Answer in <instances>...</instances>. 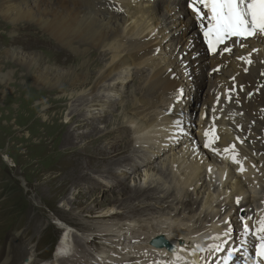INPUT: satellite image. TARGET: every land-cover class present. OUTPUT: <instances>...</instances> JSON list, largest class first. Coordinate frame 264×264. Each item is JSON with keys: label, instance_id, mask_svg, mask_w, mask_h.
Here are the masks:
<instances>
[{"label": "bare ground", "instance_id": "6f19581e", "mask_svg": "<svg viewBox=\"0 0 264 264\" xmlns=\"http://www.w3.org/2000/svg\"><path fill=\"white\" fill-rule=\"evenodd\" d=\"M137 1L0 0V22L3 23L4 28L11 29L16 34L19 31L18 25L21 27L31 25L44 34L45 38H42L50 40L68 53L75 54L77 59L76 67L60 69L43 61L37 52L29 53L18 46L13 47L0 38V95L5 94L8 97L14 95L13 99H16L19 104L18 112L28 116L31 109L26 97L39 92L24 86L18 87V80L15 78L18 73L15 69L21 67L25 72H19V77H24L22 81L19 80L20 85L24 83L36 85L44 89V92H40L41 94L59 90L64 93L63 95L68 96L71 102H74L76 106L68 112L65 123L68 121L70 123L74 119L76 123H83L84 120H81L83 113L78 114L82 108L103 112L104 116L92 119L93 123H88L86 120L84 123L93 125L88 136L89 140L93 137H96L97 141L103 137L107 140L103 142L105 146L98 150L101 161L97 163L94 161L97 164L93 169L95 172L105 171L111 174L112 168L118 164V161L116 163L113 159L120 151L122 154L120 160L118 159L120 162L130 160L132 157L130 154L140 146H146L147 155L153 156L152 151L148 152L151 149L155 150V159L161 154L172 151L167 158L165 157L166 160L160 163L161 166L166 164L165 170L153 169L155 177L162 178L164 182L169 180V186L171 180L170 192L163 190L162 184L152 187L151 183L146 188L124 187L122 192H118L121 199L115 200L110 196H107L109 199L105 198L111 207L100 212V216L97 217L103 221H110L116 215L114 213L116 208L124 210L120 216L125 228L120 229L119 232L125 229L131 232L135 230L132 240L136 243L144 241L143 244H138V248L133 247L136 251H146L141 249L143 247L151 249L149 245L151 239L158 242L160 238H163L172 244H178L182 239L184 243L190 241L194 246L192 249L189 248L190 252L179 248V259L181 258L182 262L195 253V248L199 246L197 241L202 240L199 238L200 234L220 230L225 220L234 221L235 218L231 213L234 209L233 203L237 201L235 197H242L244 204L242 207L247 209L263 207L261 200L264 196V154L259 158V162L263 163L261 178L255 175L251 179L252 173H248L244 175L242 181L241 177L234 174V168L215 165L202 152L196 142V133L200 129L199 125L202 124L198 118L203 114L205 106L209 107L213 100L212 92L230 90L234 84L253 85L261 79L260 74L264 72V39L234 41L231 44L232 55L225 56L223 59H207L194 29L193 16L186 10L183 0H153V2L149 0L146 3ZM114 5L122 7L123 14L116 12ZM102 6L104 10L99 9ZM14 33L8 34L9 40L16 37ZM93 51L95 55H91ZM238 57L251 60V63H245ZM137 69H146L148 74L143 81L140 97H131L128 100L131 103L130 107L122 99L95 100L101 89L108 91L110 84L122 82L131 70L137 71ZM12 83H15L14 90L9 86ZM205 84H207V90L203 95L198 115L195 116L197 119L194 125L195 118L191 116L186 102L190 99L194 87ZM108 92L115 94V91ZM260 92L259 98H252L246 104L244 103L241 109H237L244 112L242 117L230 119V121L245 124L249 120H254L256 128L259 129L258 134L264 126V117L262 121L258 120L259 109L264 107V84ZM24 96L26 97L23 98ZM240 97L243 96L235 98L239 100ZM8 105L10 104L1 109L6 113L0 115V121L5 120L3 125L0 123L2 126L0 131L3 139L12 141L19 137L17 133L21 132L23 127L17 118L12 121L13 114ZM116 105L119 106V111L115 114ZM229 112L228 110V115ZM230 121L223 124L228 126ZM99 123L105 124L106 127L103 130L98 129L96 125ZM175 124L187 126V134L177 144L175 148L177 151L171 147L158 148L159 143L165 142L168 128ZM56 126L55 120L46 118L45 135L53 134ZM72 130L69 124L65 129L67 138L70 134L72 135ZM126 134L130 137L125 138ZM83 135L85 136L84 133ZM227 137L231 140L230 136ZM27 138L30 137L27 135ZM67 138L65 137L64 142L68 140ZM126 147L128 149L123 152L122 150ZM248 148L250 155L252 150L264 152V145H260V141H253ZM1 158L7 165L12 163L5 154ZM103 167L107 170H103ZM74 170L76 171L74 183L78 184L88 178L89 174L81 171L79 167ZM139 170L138 168L137 171ZM145 175L148 178L147 173ZM121 177L124 182L129 175L124 174ZM214 181H218L219 185L213 184ZM91 185L95 187L96 183ZM100 187L103 194L106 186ZM140 199L143 201L135 204ZM155 200H158V203ZM150 201L161 206L167 203V207H170L173 212L172 226L174 228L171 225L167 228L139 226L140 223L135 221L130 211L140 213L141 209L143 212L154 207V205H145ZM141 205L143 206L140 208ZM222 208L225 209L222 210ZM125 209L130 210L125 211ZM172 218L166 220H172ZM178 218L181 219L178 220ZM185 222L191 225L183 228L186 225ZM117 225L114 224L111 228ZM137 230H141L140 235L144 238L136 237ZM102 236H104L103 231ZM15 237L9 240L13 245L1 255L0 264H28L26 259L30 252L26 245L15 244L26 242V237L21 235L18 238ZM117 237H121V233ZM157 252L160 254H156L155 258L144 253V261L148 264H159V261H162L160 255L164 252ZM174 261L166 264H174ZM176 263L181 264L179 260H176ZM161 264L165 263L161 262Z\"/></svg>", "mask_w": 264, "mask_h": 264}, {"label": "rangeland", "instance_id": "374dc122", "mask_svg": "<svg viewBox=\"0 0 264 264\" xmlns=\"http://www.w3.org/2000/svg\"><path fill=\"white\" fill-rule=\"evenodd\" d=\"M18 27L19 29L17 30L19 31H17L15 34L14 31H11V29L9 30L4 28L3 23L0 22V38L5 42L7 41V43L13 47L18 46L24 51H29V53L37 52L40 54L43 61L59 67L60 69L76 67L77 59H75V54L68 53L59 46L54 45L50 40L44 39V34L31 25H26L24 27L18 25ZM10 32H13L16 35V37H13L12 40L8 39V34ZM91 55H95V51L91 52ZM15 70L18 73V75L15 77L18 80V87L24 86L26 88H31L35 91H38L39 93L31 94L28 97H23H26L27 101L30 102L31 110L29 111L28 116L24 115L23 112H18L19 104L16 99H13L14 95H9V97L5 94L0 95V115H4L6 113L1 109L5 105L10 104L8 105V108L10 109V112L12 110V121L14 118H17L19 124H22L23 127L21 132L17 133V136L19 137L12 141L3 139L2 133L0 131V259L2 258L1 255L5 254L7 250L13 245L11 242H9V240L13 239L14 236L17 235H19L18 237L21 235L27 238L28 245L31 247V254L38 255L42 257V259H48L50 254L43 251L49 249V240L52 234L59 232L58 229H60V227L56 225V223L58 224V221L56 220H60L62 223L65 221L70 223L73 222V226H76V217L83 221V225H85V221H92V223L87 226H90L91 228L94 227L98 230L95 232V234H87L85 236V241L92 242L96 240V237L102 236V231L110 228V226L101 225L102 222H98L101 221V219L97 217L100 216V212H104L111 207V205L108 204L109 201L105 198L110 196V198L115 200L121 199V196H119L120 194H118V192H122L124 187H128L129 189H133L135 186L146 188L152 183V187H154L156 184H162L163 190L169 192L171 191V180L169 186V180L164 182L162 178L157 176L155 177V172L153 173V169L155 168L156 170L157 168H163V170H165L166 164L161 166L160 163L165 161L172 151L161 154L149 164L146 160L141 159L144 164L141 168H139V171H135V166L131 163L132 158H138V155L136 154L139 153L137 152L139 147H136V150L130 154L132 157L128 161H119V158H121L120 156L122 155L120 151L117 153L118 156L116 155L113 159L116 160V163L118 161V167L116 165L114 168H112L110 171L111 174L106 173L105 171L95 172L93 170L94 166L96 167V163L101 161V156L99 157L98 150L105 146L104 143L107 140H105V137H103L100 141H97L96 137H93L89 140L88 136L90 135L93 125H85L84 123L85 120L86 122L91 123L92 119L98 118L99 116H104V113H99L100 110L92 109L88 111L82 108L78 114L81 112L83 113L84 116H82L81 119L84 120L83 123H76V119L71 120L72 122L70 123L69 121L68 123H65L68 112L72 111L76 106L74 102H71L69 97L63 95L64 93L59 90H54L49 94H41L40 92H44L43 88L40 89V87L31 85L29 83L20 85L19 80L22 81L24 77H19V75L21 72L24 73L25 70L21 67H17ZM147 74L148 71L146 69H137V71L131 70L128 74V77H126V79H124L122 82L118 81L110 84L108 89L115 91V94H109V90L106 91L101 89L98 92L95 100L98 101L99 99H111L113 101H118L122 99L127 103L128 107H130L131 103L128 102V100H130L131 97H140L143 81L145 80ZM108 84L109 83H107V85ZM14 85L15 83L9 85L11 88L13 87L12 90L16 89L14 88ZM198 89L203 90L200 97L198 95ZM206 90L207 84L194 87L191 91L190 99L186 102L189 112L194 118L198 115V110L202 104L203 95ZM52 102L53 104H51ZM38 104L39 106H36ZM114 108V113H118L119 106L116 105ZM74 114L76 115V113ZM46 118H50L52 121L55 120L57 125L53 131V134L48 136L45 135L44 131ZM108 118L110 117L108 116ZM196 119L197 117L194 119V121ZM0 123L3 125L5 120L2 119ZM34 123L36 124L32 127ZM69 124H71L73 130L72 135L70 134L67 138L65 129ZM1 127L2 126H0V129ZM96 127L103 130L106 126L103 123H99L96 125ZM191 129L193 130V127ZM27 135L30 137L29 139L27 138ZM65 137L68 140L64 142ZM77 137L80 138L77 139ZM124 137L129 138L130 135L126 134ZM127 149L128 147L122 151L124 152ZM102 151L107 152L106 150ZM154 151L155 150H152L153 156L156 155L154 154ZM174 151H177V149ZM4 154L8 156L9 160L12 162L10 165H7V163L3 162L1 156ZM89 156L90 158H88ZM78 167L81 169V171H84L89 175L85 181H80L78 184H76L74 183L76 182V180H74L76 175V171L74 169ZM103 170L107 169L103 167ZM146 173L148 178L145 175ZM124 174H128L129 178L123 182L121 175ZM118 182H121V184H117ZM62 183H65V185L61 186ZM93 183H96V188L93 187L94 185H91ZM213 184L216 186L219 185L218 181H214ZM103 185L104 187L106 186V188H104L105 190L102 194L100 186ZM171 200H173V198ZM142 201L143 199L137 200L135 204H138ZM155 202L158 203V200H155ZM145 205H154V207H151L150 209H147L143 212L141 211L143 209H141L140 213L130 211L131 216L135 218V221L140 223L139 226L145 227L147 225L152 228H167L168 225H171V227L174 228V226H172V222L174 221V218H172L173 212L170 207H167V203L161 206L159 204H154V201H150ZM142 206L143 205H141L140 208ZM128 210L130 209H125V211ZM122 212H124V210L117 208L114 211L116 214H121ZM93 215L96 216L93 217ZM181 216H184V214H181ZM171 218L172 220H166ZM180 219L181 218H178V220ZM185 223L186 225L183 228L189 227L191 225L189 222ZM114 224L120 225V227L118 225L116 226L118 228L117 230L119 231L120 229L125 228V225L121 220L115 222ZM125 230L121 232L118 231L117 235L119 236V234H122V232ZM139 231L141 230H137L136 237L144 238L143 235H140L142 232ZM144 231L147 232V230ZM124 233L128 235L127 237L130 241L133 235L131 233L133 232L126 230ZM79 235L80 234L78 232H76V235L70 234L75 242L78 241L82 244L84 241L82 240V236L80 237ZM87 238L88 240H86ZM192 240L194 239L192 238ZM201 241H197V243L200 244ZM127 242L124 241L122 243L124 247L117 246V248L122 254L131 255L138 254V252L134 253L136 251L135 248H138V244H143L144 241H139L136 243V241L131 240V242ZM194 244L196 243L194 242ZM184 245V251L188 250V252H190L189 248L192 249L194 247L191 245L190 241L185 242ZM106 249H110V247L107 246ZM141 249L146 250L147 248L143 247ZM152 251L157 255L160 254L157 251ZM143 253L150 255L147 251H143ZM105 259L106 257L100 259V261H97L98 264H102ZM123 261L127 260H120L119 262L122 263ZM55 262H53V264H60L58 261ZM144 263H147V261H144L143 264Z\"/></svg>", "mask_w": 264, "mask_h": 264}, {"label": "snow or ice", "instance_id": "6c2138e0", "mask_svg": "<svg viewBox=\"0 0 264 264\" xmlns=\"http://www.w3.org/2000/svg\"><path fill=\"white\" fill-rule=\"evenodd\" d=\"M189 8L205 29L203 34L209 51L215 52L216 45L229 38L264 36V0H191ZM224 50L230 51L227 47ZM238 59L251 63V60L244 57ZM204 135L207 137L209 133L205 131ZM205 147H209L207 140ZM247 231L248 228L245 227V232ZM258 231L264 232V219L261 220ZM256 254L264 258V243L257 246Z\"/></svg>", "mask_w": 264, "mask_h": 264}, {"label": "water", "instance_id": "95a60500", "mask_svg": "<svg viewBox=\"0 0 264 264\" xmlns=\"http://www.w3.org/2000/svg\"><path fill=\"white\" fill-rule=\"evenodd\" d=\"M202 92H203L202 89H198V95H199V97L201 96ZM159 243H164V244H165L166 242H164V241L162 240V238H160L158 242L155 241V240L153 241V244L158 245Z\"/></svg>", "mask_w": 264, "mask_h": 264}]
</instances>
